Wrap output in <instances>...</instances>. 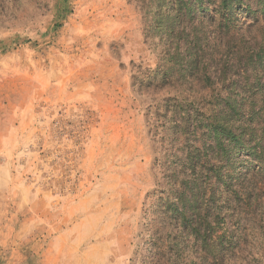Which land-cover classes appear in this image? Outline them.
Instances as JSON below:
<instances>
[{"label":"rangeland","instance_id":"obj_1","mask_svg":"<svg viewBox=\"0 0 264 264\" xmlns=\"http://www.w3.org/2000/svg\"><path fill=\"white\" fill-rule=\"evenodd\" d=\"M204 4L171 30L170 0H0V264H144L191 179L180 110L264 142V0ZM227 154L204 212L264 264V165Z\"/></svg>","mask_w":264,"mask_h":264},{"label":"trees","instance_id":"obj_2","mask_svg":"<svg viewBox=\"0 0 264 264\" xmlns=\"http://www.w3.org/2000/svg\"><path fill=\"white\" fill-rule=\"evenodd\" d=\"M204 2L205 0H170L172 9L163 21L172 30L174 23L170 21H174L175 17L184 22L196 9L207 11L209 7ZM223 2L227 4L228 0ZM164 13L163 9L159 10L158 17L165 16ZM249 53L247 55L253 57L260 50L253 49ZM238 61L241 62V59ZM179 112L177 132L182 136L193 134L195 140L194 150L187 153L189 157L185 162L191 179L182 184L177 182L175 197L160 212L159 227L151 232L143 263L229 264L227 258L239 250L240 245L233 242V231L225 229L221 234L218 233V220L210 219L209 214L204 212L205 198L208 193H214L213 180L223 179L227 175L225 170H221L220 159L228 158L230 144L247 146L252 162L264 165L263 138L253 127L248 132L242 130L241 133H236L220 120L221 116L220 119L201 117L196 121L191 113L184 110ZM206 146L212 150L210 159L203 155L207 150ZM191 255L194 257L191 258Z\"/></svg>","mask_w":264,"mask_h":264}]
</instances>
